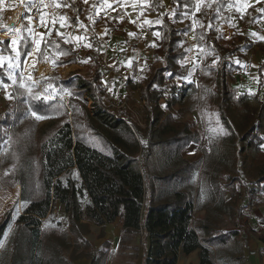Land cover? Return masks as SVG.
I'll list each match as a JSON object with an SVG mask.
<instances>
[{"label":"trees","instance_id":"obj_1","mask_svg":"<svg viewBox=\"0 0 264 264\" xmlns=\"http://www.w3.org/2000/svg\"><path fill=\"white\" fill-rule=\"evenodd\" d=\"M148 2L146 10L163 9L160 0ZM170 2L175 15L162 13L161 23L154 27L160 35L155 39L152 62L147 64L137 88L143 102L142 127L133 120L136 110L132 88L121 100L122 105L102 102L105 88L99 83L101 68L97 60L102 43L96 36L91 37V49L84 54L70 39L57 34L41 43L39 56L48 49L52 74L38 80L39 84L25 79V84L32 87L31 95L12 85L13 99L0 114V189L19 185V198L25 203L46 199L49 188L44 182L42 147L57 135L99 152L126 173L128 183L121 180L120 173L100 168L121 188L116 199L142 204L137 227L121 222L118 252L133 248L131 254L140 258L141 264H175L179 250L185 255L196 250L198 264H245L241 229L223 228L221 219L223 213L232 221L239 214L236 201L240 187L248 194L250 183L258 186L264 181V156H256L264 142V102L259 95L264 88V59L257 72V91L239 93L231 83L232 71L237 68L231 57L241 56L240 52L253 44L243 40L227 46L220 29V24L230 19L231 11H237L236 1L203 0L199 11L193 0ZM228 3L232 5L229 11ZM71 5L74 24L82 4L72 0ZM185 11L187 16L183 15ZM263 13L261 0L246 8L244 18L250 25ZM21 28L27 34L25 25ZM191 31L200 47L196 83L187 82L191 81L190 67L180 63L191 49L187 37ZM66 38L71 42L66 43ZM81 59H88L94 71L89 76L70 77L76 71L74 63ZM132 67L136 68L134 63ZM0 76L6 77L4 68ZM177 78L184 80L180 90L186 93L185 101L179 103L171 97L159 103L166 92H174ZM16 79L19 84V75ZM132 82L128 75L126 84ZM49 84L52 89H48ZM46 89H54L46 103L34 99L43 96ZM88 98L92 100L90 105ZM249 99L257 106L252 108ZM172 103H178L176 110ZM33 110L45 118L36 119ZM194 110L204 119L208 149L199 159H185L187 145L201 138L194 121L182 118ZM66 196V225L18 224L8 264H75L83 259L87 264H106L110 241L103 239L96 249L88 238L91 220L80 217V203L72 186ZM203 209V215H196ZM9 217L7 210L0 220V236ZM104 236L101 226L97 237ZM135 237L139 245L132 244Z\"/></svg>","mask_w":264,"mask_h":264},{"label":"rangeland","instance_id":"obj_2","mask_svg":"<svg viewBox=\"0 0 264 264\" xmlns=\"http://www.w3.org/2000/svg\"><path fill=\"white\" fill-rule=\"evenodd\" d=\"M195 1V9L197 4H200V0ZM259 0H237L238 14L240 10H243L246 6L254 4ZM140 2V0H137ZM141 5V4H140ZM142 6V5H141ZM11 7V6H10ZM91 7L82 14V20H89V25L92 26L94 30V25L98 18V16H94L93 19H88L89 12ZM103 12L105 9L103 8ZM101 17V16H100ZM106 21H114L119 20L120 12H109L108 14H103L102 18ZM235 18V19H234ZM232 27L234 35L230 37H226L224 44L225 45H233V44H241L243 40H249L246 36L244 29L241 24V17L235 15L232 18ZM64 26H61V25ZM130 22L128 25H132ZM4 23L0 20V28L4 27ZM127 26V24L125 25ZM124 26V27H125ZM22 27V25H21ZM20 27L19 31V39L21 47H23V41L27 39L29 41V47H31V35L26 34V32ZM123 29V27H122ZM119 29H116L118 31ZM56 33H62L64 37H67L73 42V38H71L68 31V26L66 23H60L58 29L55 30ZM67 32V34H66ZM73 32V29L71 33ZM74 34L79 37V39L75 38V48L78 49L80 54H84L87 50H90L88 45H90V41L92 39H85L83 34L79 32V30L74 31ZM139 36H142L141 34ZM187 37L190 41L191 49L189 51V55H187L186 60L190 61L192 64L191 75L189 78L191 81L193 77L198 72L199 64H200V47L194 43V35H191V32L187 34ZM144 40L150 41V43L154 44L156 35L149 34L148 37L143 35ZM38 39V37H37ZM8 40V41H7ZM11 39L7 37L0 36V41L4 43L0 44V56L5 58L9 56H14L12 53L11 47H9V41ZM7 41V43L5 42ZM258 43V42H257ZM129 46V47H127ZM264 47L263 44L256 45L251 50H243L242 56L234 55L231 57V60L237 64V67H241L240 69H244L248 67L249 73L255 71L258 68L259 63L263 59L264 56ZM118 58L116 59V63L114 64V68L112 71H118L123 66V63L127 60L128 62L135 61L133 59L132 50L133 43L130 37L124 38V41L118 47ZM27 49H25L26 51ZM44 56H48V49H43L42 57L37 54L33 58L27 59V64L24 63L25 57L21 55L19 57V62L21 65V69L24 70L25 76H31L35 82L40 80V77L36 79L37 76H50L52 74V67L50 72H47L43 69L44 64L39 65V62L42 60ZM128 57L129 59H126ZM126 59V60H125ZM152 61V59H151ZM239 62V63H237ZM150 63V62H149ZM79 66L76 68L74 76H89L94 71V66L88 59H81V61L74 63ZM148 62H144L140 67L133 68V72L128 73V75L132 77L133 82L126 84V78L124 80L126 89L129 87L134 90L133 98L135 100L133 106H135V112L137 115V119L139 121L142 120L143 109H142V100H140V93L138 91V87L141 85V78L144 75V70L147 66ZM4 70L7 76V59L4 62ZM15 76L19 75L20 69L14 70ZM102 71V69H101ZM47 73V74H46ZM236 73V72H235ZM238 74V73H236ZM239 76V74H238ZM47 78V77H46ZM240 83L241 76L238 77ZM235 81V80H234ZM255 81V76L250 75L249 79L246 81L248 84L252 85ZM7 83L9 86L7 89L0 86V114L4 112V108L6 103L10 102L13 99V95H11L12 84L10 81ZM235 84V83H234ZM232 84L234 87L235 85ZM264 89V88H263ZM260 92V98L264 102V90ZM10 94L11 98H6ZM114 95V94H113ZM164 100H160L162 104ZM180 103V102H179ZM251 107L254 108L257 106L253 99H249ZM178 103H172L173 110H176L178 107ZM167 110V109H166ZM263 117H264V108H263ZM183 119L193 120L195 126L200 131L201 139L195 145V149L193 150L196 154L195 156L199 159L203 156L205 149H208V139L207 135L204 133V119L202 117L201 112L194 110L192 112H187L183 117ZM261 151L256 155L261 158L264 156V142L260 145ZM42 151L44 153L43 158V166L45 167L44 171V182L49 188L47 198L42 200L39 203H31V202H22L19 198L20 194V186L17 185L11 188H1L0 189V220L7 210H9L10 217L5 226V230L0 236V264H8L10 260V252L12 249V240L17 229L18 224L25 223L30 226H52V227H64L66 225V216H67V191L70 186L73 188V192L75 196H77L80 211V217L82 219H88L91 225V233L88 235V238L92 240L96 246V249L101 246L103 239L110 241L111 246L107 250V261L106 264H141V259L136 258L133 254V248L124 249L121 252L116 250V246L118 243V238L120 235V227L121 222H124L127 225L138 226V222L140 220L142 214V204L140 203H132V202H123L116 199V194L121 193V188L116 184L115 181L108 180L101 172L100 168H105L111 170L113 173H120L121 180L124 183H128V178L125 172L118 169L114 162L110 161L107 157L101 155L99 152L92 151L84 145L76 142V141H67L60 136H54V138L48 142H46ZM192 151V153H193ZM184 152V151H183ZM196 159V158H195ZM241 187L239 188V190ZM242 194V189L240 190ZM111 198L112 200L110 201ZM244 202L243 196L237 198L236 204L239 205ZM227 215V214H226ZM228 218V217H227ZM101 226L104 227L105 236L99 239L98 233L100 232ZM221 226L226 229H231L233 226H237L236 221L232 222L230 219H221ZM132 244L139 245L140 241L138 237H135V240ZM132 253V254H131ZM112 259V260H111ZM88 260H78L74 261L75 264H87Z\"/></svg>","mask_w":264,"mask_h":264},{"label":"crops","instance_id":"obj_3","mask_svg":"<svg viewBox=\"0 0 264 264\" xmlns=\"http://www.w3.org/2000/svg\"><path fill=\"white\" fill-rule=\"evenodd\" d=\"M71 1L72 0L69 1L70 5H71ZM235 1H236L237 11L236 12L231 11L230 19L227 22H222L220 24V29L223 31L224 38L234 35L233 30H231V27L233 25L232 18L235 17V15L237 16L239 15L241 17V22H242L241 26L244 29L243 31L245 32L246 36L249 39V40L246 39L245 40L253 44L251 48L243 49V50L246 51L251 50L256 45H258V43L264 45V13L262 16L257 17L254 23L250 25L247 24V18H244L246 8L249 6H256V4L260 3L261 0L256 1L254 4L246 6L243 10L239 11V14H238L239 5H237V0ZM160 2L163 5V9L160 11L159 10L151 11V10H146V7L149 4L148 0H140V2H137V0H109V3H111V7H108L107 5L103 4L102 0H87V2H84V0H80V3L82 4V12L80 16L77 18L78 19L77 22L74 23L75 27L73 28V32L79 30V32L83 34V37L85 39L86 38L91 39V37L96 36V38L99 39V41L102 43V47L100 49L97 60L98 63H100V68L102 69L101 73L102 72L110 73L109 75L110 83L107 89V92H109L110 94L112 93L114 95H117L121 99L125 98L128 92L124 80L126 78L125 76L128 73L133 72L132 64L134 63L136 67H140V65L142 66L144 62H148V63L152 62L151 55L154 49L153 45H155V42L154 44L153 43L151 44L150 41L146 39L144 40L143 35H146L147 37L149 34L154 35V33H156L154 27L159 25L160 23L146 24L144 23V21L145 20L161 21V15L164 12H166L167 16L170 17L173 14V8L171 6L170 0H160ZM27 4H28L27 2H23V1L17 3L14 0H6V2L0 0V20H2L3 23L5 24L4 18L8 16L10 11L15 9L16 7L18 8L24 7L25 9H27L28 8L26 7ZM229 4L231 3H228L226 6V9H228V11L231 9V7H229ZM89 6L91 7V9L89 12L88 19H91L94 22L95 20L98 21L94 25V30L92 29V26L89 25L90 23L89 20H86L85 22V20L81 19L82 14L89 9ZM103 8L105 9V12H103ZM72 12H73V7L71 14ZM109 12H120V17H119L120 19L118 21L114 20L113 22L110 20L109 21L104 20L102 18L103 14L106 15ZM95 15L98 16V18H95L94 20L93 17ZM99 17L102 19L100 20ZM62 22L64 23L62 19H58L56 26L54 28L55 34H57L55 30L58 29V26ZM130 22H132L133 24L128 25V23ZM126 24L127 26H125ZM116 29L119 30L116 31ZM73 32L72 33L70 32V34L69 33L67 34L66 32V34L69 35L71 38H73V42L75 44L74 40L75 38H77V35L74 34ZM130 33H133L134 35H129ZM140 34L142 36H139ZM191 35H194L192 31H191ZM125 36L130 37L133 43V47H135L132 50L133 59L135 61L128 62L126 59L129 58L126 57L125 59L126 61L123 63V66L120 69H118V71L114 72L112 71L113 70L112 68H114L115 66L114 64L116 63L115 61L118 58V51H119L118 47L124 41ZM193 42L196 43L195 41ZM262 49H264V47H262ZM242 51L240 52L241 56H242ZM188 53L184 56L183 59L180 60V63L182 65L187 64L190 67L189 69L190 72L192 69V65H191L192 63L186 60L187 55H189ZM43 64H44L43 69L48 72L49 71L48 65L45 63ZM75 65L76 68L77 67L79 68L77 64ZM240 68L241 67L239 68L237 67L232 71L233 79L231 83L232 84L235 83L234 84L235 88L238 89L239 93H244V91L256 92L258 89L257 88L258 68L255 69L254 72H252L253 69H251L252 74L249 73L248 67L244 68L243 70ZM235 72L238 73L239 76H241L242 78L241 82L244 81L243 79L247 81L250 75L252 76L254 75L255 76L254 83L252 85L248 84L246 81L240 83L238 78L239 76ZM261 72L264 73V65L261 67ZM70 77L73 76L70 75ZM261 90L260 92H262ZM195 145H197V143H190L187 145V147L183 152V157L185 159L197 158L195 156L196 154L193 151L196 150L194 148ZM248 186L250 188V192L248 194L244 192V187L243 186L241 187L242 194H240V196H243L244 202L239 204L240 212L233 219L234 222L236 221L237 226H233L231 229L233 228L241 229V236L245 242V246L243 247L245 264H264V250H263L264 248V181L258 186L252 183H250ZM203 213H204V209L196 211V215H203ZM227 217L228 215H226L225 213L222 214V219L224 220L229 219V217L228 218ZM178 252H179L178 259L175 264H198V253L196 252V250L191 251L190 254L188 255H185L183 252H181V250H179Z\"/></svg>","mask_w":264,"mask_h":264},{"label":"built area","instance_id":"obj_4","mask_svg":"<svg viewBox=\"0 0 264 264\" xmlns=\"http://www.w3.org/2000/svg\"><path fill=\"white\" fill-rule=\"evenodd\" d=\"M6 2V0H3ZM15 2L19 3L20 1L23 2H27L29 3V0H14ZM70 0H43V5L37 9V8H32L31 11H29V8L25 9L24 7L22 8H18L16 7L15 9H13L12 11L9 12L12 13L16 10H21L20 11V15L18 18V24L17 26H12L11 28H19L21 27V25H25L26 27V31L28 33V35L32 36V32L35 33H44V38L42 40V43H45L52 35H55L54 33V28L56 26V23L58 21V19L64 18L63 21L64 23L67 24L68 26V31L69 34L72 31V29L75 27L74 24L72 23L71 19H70V14L72 11V6L69 3ZM35 3L39 4L40 0H34ZM59 3V7L56 6V4ZM8 14V15H9ZM43 14L45 17V24H41L40 23V15ZM31 16L32 17V21L31 23L29 22L28 17ZM6 18H4L5 21V25L6 26ZM53 21H55V23H53ZM29 29H31L32 31H29ZM15 35L13 36H8L9 39H19V32L16 33L14 32ZM39 39V36H37ZM43 64V63H47V64H51V60L48 56H44L42 58V60L39 62V65ZM110 73L108 72H102L100 73V75L98 76L99 79V83L101 84L102 87L105 88V93L102 95V102L106 105H115V106H119L122 105V99L117 96V95H113L112 93L110 94L109 92H107V89L109 87V83H110V77H109ZM40 77H48V76H37L36 79L40 78ZM198 80V76H194L193 77V81L197 82ZM177 85L174 88V92L168 94V92H166L164 94L163 97L160 98V100H166L168 98L174 97L176 98L179 102H184L186 99V93H182L180 90V86L183 85L184 80L182 78H178L176 79ZM36 84H39V82L37 81ZM159 100V101H160ZM163 101V102H164ZM160 103V102H159ZM92 104V100L90 98H88V105ZM134 121L137 122L138 125H140L141 127L144 126V121H139V119H137V115L135 114V117L133 118ZM131 125V124H130Z\"/></svg>","mask_w":264,"mask_h":264},{"label":"snow or ice","instance_id":"obj_5","mask_svg":"<svg viewBox=\"0 0 264 264\" xmlns=\"http://www.w3.org/2000/svg\"><path fill=\"white\" fill-rule=\"evenodd\" d=\"M84 2H87V0H84ZM200 2H203V0H200ZM102 3L107 5L108 7H111V3H109V0H102ZM43 5V0H40V3L37 4L34 2V0H29V3L26 5V7L29 8V11H31L32 8H37L39 9L41 6ZM57 7H59V3L56 4ZM232 5L229 4V7H231ZM196 11H199V4H197V7H196ZM173 15H175V12H173ZM184 16H187L188 15V12L185 11V13L183 14ZM29 19V22L31 23L32 21V17L29 16L28 17ZM62 20L64 18H61ZM40 23L41 24H45V17L43 14L40 15ZM53 23H55V21H53ZM144 23L146 24H159L161 23L160 20H156V21H151V20H145ZM61 26H64L63 24ZM9 32H16L18 33L20 31L19 28H9L8 29ZM29 31H32L31 29H29ZM57 35H60V36H63L62 33H57ZM129 35H134L133 33H130ZM154 35L156 36H159V32H156L154 33ZM37 36H39V39H37ZM44 38V33H35V32H32V36H31V47H29V41L27 39H25L23 41V47H21V44H20V40L16 39V38H13L9 41V47H11V51L12 53H14L15 55L14 56H9L7 58L3 57V56H0V69H3L4 68V62H5V59H7V76H0V86H2L3 88L7 89L8 88V84L7 83H4V80L7 79L11 82L12 85L14 86H17L18 88H23L25 89V91L27 92V94L31 95L32 94V87L30 85H26L25 84V79H27V81L31 82V84H35L36 82L33 80V78L29 75L27 76V78H25V74H24V70L21 69V65H20V62H19V57L21 55H23L25 57V61L24 63L27 64V59L28 58H33L35 57L37 54L40 53L41 51V43H42V40ZM77 39H79V37H77ZM65 42L68 43V42H71L70 40H68L67 38L65 39ZM4 43L3 41H0V44ZM89 47L91 45H88ZM155 46V45H153ZM25 49H27L25 51ZM2 51V50H0ZM239 63V62H237ZM17 69H20V73H19V84L17 83V79H16V76H15V71L14 70H17ZM169 75H171V73H169ZM189 75H191V72H189ZM188 83H192V81H187ZM53 86L51 84L48 85V89H52ZM53 92H54V89H53ZM53 92H49L47 91V89L45 90V94L43 96H35L34 99L40 101V102H43V103H46L49 98L53 95ZM6 98H11L10 97V94L8 97ZM32 116H34L36 119H43L45 118L44 116H42L40 114L39 111L37 110H33L31 112Z\"/></svg>","mask_w":264,"mask_h":264},{"label":"bare ground","instance_id":"obj_6","mask_svg":"<svg viewBox=\"0 0 264 264\" xmlns=\"http://www.w3.org/2000/svg\"><path fill=\"white\" fill-rule=\"evenodd\" d=\"M20 11L21 10H16V11H14V12H12V13H10L8 16H7V19H6V26L5 27H3V28H0V36H2V37H7V36H13V35H15V33L14 32H9L8 31V29L10 28V27H12V26H17V24H18V18H19V15H20ZM45 64H47V63H45ZM48 65V69H49V71L48 72H50V65L49 64H47ZM47 74V73H46Z\"/></svg>","mask_w":264,"mask_h":264}]
</instances>
